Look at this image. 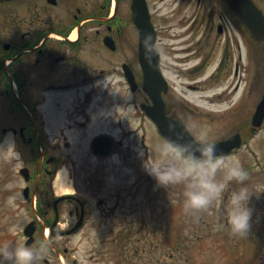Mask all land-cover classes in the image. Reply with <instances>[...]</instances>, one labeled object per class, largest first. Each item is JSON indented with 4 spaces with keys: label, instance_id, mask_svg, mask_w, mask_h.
I'll return each instance as SVG.
<instances>
[{
    "label": "flooded vegetation",
    "instance_id": "af4514ba",
    "mask_svg": "<svg viewBox=\"0 0 264 264\" xmlns=\"http://www.w3.org/2000/svg\"><path fill=\"white\" fill-rule=\"evenodd\" d=\"M149 21L169 117L182 120L187 107L170 74L188 79L215 62L211 78L231 73L236 89L241 71L255 64L264 70V38H247L227 0H0V144L14 140L23 160L4 162L0 178L2 187L21 182L14 188L23 193L19 206L41 235L33 247L49 241L45 253L52 257L43 254L38 264H78L62 239L96 217L116 215L117 166L103 159L129 152L135 137L144 142L149 135L142 106L151 100L139 53V25ZM61 171L65 189L58 190ZM2 193L9 195L8 188Z\"/></svg>",
    "mask_w": 264,
    "mask_h": 264
},
{
    "label": "rangeland",
    "instance_id": "374dc122",
    "mask_svg": "<svg viewBox=\"0 0 264 264\" xmlns=\"http://www.w3.org/2000/svg\"><path fill=\"white\" fill-rule=\"evenodd\" d=\"M258 2L264 5V0ZM247 53H251L248 42ZM211 63L198 74L192 72L188 79L170 74L175 84L173 92L178 101L187 105L180 118L193 134L206 129L215 141L235 132L243 137V145L229 155H237L249 170L248 183L257 192L249 202L253 210L249 235L232 234L226 219L215 208L198 215L186 213L182 206L183 185L166 188L148 174L143 161L152 156L153 146L163 140L150 124L144 142L135 137L129 152L103 159L117 166L112 180L122 197L117 200L116 215L96 217L83 232L62 239L79 264H264V123L259 129H251V116L263 92L264 70L255 64V69L241 71L240 84L234 89L236 78L231 73L211 78L215 62ZM195 83H201L199 88L187 86ZM244 111L243 118L239 113ZM72 156L95 161L86 154ZM4 162L0 159V177ZM2 185L0 178V241L24 242L23 228L30 217L20 206L13 209L6 205L8 195H3ZM232 186H236L235 181ZM8 191L14 192V188ZM119 217L122 225L129 224L131 230H136L130 235L121 233ZM14 223L20 225L15 234L10 231ZM34 236L40 241V234ZM173 241L178 242L176 247L183 248L181 252L172 251ZM122 243L124 246L120 247Z\"/></svg>",
    "mask_w": 264,
    "mask_h": 264
},
{
    "label": "clouds",
    "instance_id": "9594fccd",
    "mask_svg": "<svg viewBox=\"0 0 264 264\" xmlns=\"http://www.w3.org/2000/svg\"><path fill=\"white\" fill-rule=\"evenodd\" d=\"M142 44L146 55L160 51L151 33L143 36ZM168 130L169 134L153 146L152 156L143 161L148 174L166 188L183 185L182 206L186 213L198 215L215 208L226 219L232 234L248 236L253 211L249 202L253 193H257L248 183L249 170L237 155L218 152L215 140L206 129L198 130L193 139H186L175 122L169 123ZM0 159L22 163L14 140L0 144ZM19 183L14 179L5 187L15 188ZM22 198V191L17 190L7 196L5 203L15 209ZM19 229V223H14L10 231L15 234ZM48 246L47 240L37 247L23 241H0V264H38Z\"/></svg>",
    "mask_w": 264,
    "mask_h": 264
},
{
    "label": "water",
    "instance_id": "95a60500",
    "mask_svg": "<svg viewBox=\"0 0 264 264\" xmlns=\"http://www.w3.org/2000/svg\"><path fill=\"white\" fill-rule=\"evenodd\" d=\"M234 3L233 0H228ZM229 2V3H230ZM240 12L238 5L233 7L235 12L239 13L245 26L248 28L251 36L256 40H261L264 37V15L262 12L250 1V0H239ZM141 29L140 43H139V53L140 60L144 70V89L148 92L151 97L152 104L145 106L144 109L150 118L154 121L157 126L158 131L165 137L169 134L168 125L170 122H175L177 125V130L182 132L186 139H193L191 132L188 128L179 120L169 118L165 115V106L161 98V92L164 90L165 81L163 80L160 69H159V56L158 54L146 55L145 49L142 44V38L145 34L151 33L155 40V31L152 25L144 24L139 25ZM264 119V93L261 101L256 107L252 119V125L255 127H260ZM101 139L100 137L98 138ZM96 139V140H98ZM241 142V137L239 134H234L226 139L216 142L217 150L221 153L229 152L232 147L238 146ZM30 226V225H29ZM29 226L25 228V233L31 236V230ZM32 240V236L28 239V242Z\"/></svg>",
    "mask_w": 264,
    "mask_h": 264
},
{
    "label": "trees",
    "instance_id": "16d2710c",
    "mask_svg": "<svg viewBox=\"0 0 264 264\" xmlns=\"http://www.w3.org/2000/svg\"><path fill=\"white\" fill-rule=\"evenodd\" d=\"M127 230H128V232H126V233L122 232V233H124L125 235H130V233H129V229H127ZM127 240H128V238L125 239L124 242H126ZM129 240H130V237H129ZM173 242H174V241H173ZM175 245H178V242H174V243H173L172 251H174V252H181L183 248H181L180 246H177V247H176ZM122 246H124L123 243L121 244L120 247H122ZM184 249H185V248H184ZM174 252H172V255H173ZM170 254H171V253H170Z\"/></svg>",
    "mask_w": 264,
    "mask_h": 264
},
{
    "label": "bare ground",
    "instance_id": "6f19581e",
    "mask_svg": "<svg viewBox=\"0 0 264 264\" xmlns=\"http://www.w3.org/2000/svg\"><path fill=\"white\" fill-rule=\"evenodd\" d=\"M64 181H66V175H65V172L61 171L58 175V177L56 178V183L57 185L59 186L60 183H64ZM64 185V184H63ZM61 189H65L64 187L62 186H59L58 190H61Z\"/></svg>",
    "mask_w": 264,
    "mask_h": 264
}]
</instances>
